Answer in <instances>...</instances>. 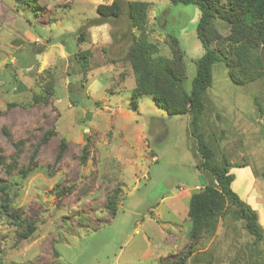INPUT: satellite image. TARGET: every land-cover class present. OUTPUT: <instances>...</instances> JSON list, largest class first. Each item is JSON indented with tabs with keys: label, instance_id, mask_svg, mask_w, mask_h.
<instances>
[{
	"label": "rangeland",
	"instance_id": "374dc122",
	"mask_svg": "<svg viewBox=\"0 0 264 264\" xmlns=\"http://www.w3.org/2000/svg\"><path fill=\"white\" fill-rule=\"evenodd\" d=\"M112 1L36 0L34 10L0 0V186L21 221L4 214L0 199V264H160L188 246L194 252L187 264H259L254 238L232 207L213 234L192 242L190 196L213 177L197 166L190 114L170 115L151 95L132 105L136 79L127 51L141 31L126 12L94 24L98 5ZM142 1L151 3L143 32L156 54L175 58L171 38L179 40L189 91L204 53L199 9ZM218 34L232 31L216 26L217 48ZM205 99L201 129L215 160L251 166L264 193V74L236 83L217 62ZM50 128L55 133L40 142ZM245 184L232 188L239 195ZM27 223L35 230L25 239ZM259 223L264 229V215Z\"/></svg>",
	"mask_w": 264,
	"mask_h": 264
},
{
	"label": "trees",
	"instance_id": "16d2710c",
	"mask_svg": "<svg viewBox=\"0 0 264 264\" xmlns=\"http://www.w3.org/2000/svg\"><path fill=\"white\" fill-rule=\"evenodd\" d=\"M15 1L18 4H28L36 10V0ZM170 2L192 4L200 11L196 31L204 53L197 60L196 73L189 91L183 86L186 73L185 56L181 51L179 40L176 37L171 38L172 50L176 57L170 59L157 55V45L148 41L143 32L150 2L132 0L124 4L121 0H113L110 4H99L97 7L99 17L94 24L119 18L126 12L131 27L141 31L139 35L132 36L133 41L127 51L136 79L132 89L133 106L138 105V99L143 95H151L155 105L170 115L190 114V131L200 154V162L197 166L213 177L210 183L198 188L190 196L188 217L191 222L192 242H197L205 234H213L219 219L225 217L232 207V215L244 221L245 229L254 238L253 244L260 255L259 264H264V229L259 223V214L232 188L235 174L231 169L235 166L226 156H223L221 161L215 160L214 150L206 142L201 129V117L206 107L205 94L213 84L215 63H225L231 78L236 83L251 82L264 74V0H231L229 6L218 4L219 0H170ZM216 26L229 28L232 31V35L228 37L220 34L216 36L219 40L218 48L213 46V31ZM80 40H84V36ZM87 54L88 51L81 53L83 62H86ZM54 133L53 128L48 129L41 136L40 142H45ZM61 143L62 151L66 148V141L62 139ZM86 150L87 144L83 147V152ZM32 165L31 159L23 171V176L28 174ZM0 187L1 207L4 214L20 224L18 212L11 207L9 193L4 187ZM62 192L63 190H59L57 193ZM116 207L115 196L110 195L107 208L112 217L117 211ZM34 230L35 226L27 223L22 237L27 239ZM193 252L192 246H188L181 255L160 264H187V259Z\"/></svg>",
	"mask_w": 264,
	"mask_h": 264
},
{
	"label": "crops",
	"instance_id": "0c3cea01",
	"mask_svg": "<svg viewBox=\"0 0 264 264\" xmlns=\"http://www.w3.org/2000/svg\"><path fill=\"white\" fill-rule=\"evenodd\" d=\"M231 172L235 174V179L232 184L234 182L241 183V181L246 183L239 196L257 210L259 213V221L262 222V215H264V212L261 211L259 203L263 204L262 198H264V193L255 186L257 177L253 173L251 166L234 167L231 169Z\"/></svg>",
	"mask_w": 264,
	"mask_h": 264
}]
</instances>
